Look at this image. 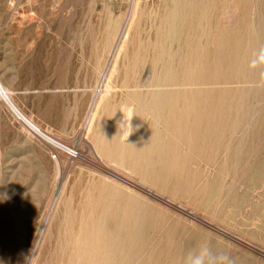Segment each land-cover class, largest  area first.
<instances>
[{"label":"rangeland","instance_id":"obj_1","mask_svg":"<svg viewBox=\"0 0 264 264\" xmlns=\"http://www.w3.org/2000/svg\"><path fill=\"white\" fill-rule=\"evenodd\" d=\"M132 2L0 0V87L81 155L0 99V264H264V0Z\"/></svg>","mask_w":264,"mask_h":264},{"label":"bare ground","instance_id":"obj_2","mask_svg":"<svg viewBox=\"0 0 264 264\" xmlns=\"http://www.w3.org/2000/svg\"><path fill=\"white\" fill-rule=\"evenodd\" d=\"M135 2V0H133V4H135L134 3ZM178 33V32H177ZM113 43H111V46L107 49V56H109V53L110 52H112V54H113V51H114V49L113 48H115V46H113L112 45ZM111 54V53H110ZM106 60V62H103L102 63V69L100 70V71H98V76H99V78H100V76L103 78L104 77V75H105V72L107 71V67L109 66V60H110V58L108 59V57L105 59ZM106 63V64H105ZM103 80V79H102ZM106 86L107 85H104V87H102V88H104V90L106 89ZM132 86V85H131ZM136 87V86H142V84L141 83H139V82H134L133 83V87ZM6 88V87H5ZM7 89V88H6ZM142 95H140V92H135V91H132V93H131V98L132 99H135V100H137V101H140V104L142 105V107L144 108V109H147V103H146V101L144 100V96L142 97V98H140ZM0 99L6 104V106L8 107V108H10V110H12V112H13V114L20 120V121H22L27 127H29V129H31V128H35L36 126L33 124V123H31L27 118H25L18 110H17V108L11 103V101H10V99H9V97L7 96V94H6V92H5V90L2 88V87H0ZM100 103V102H99ZM170 104V103H169ZM96 105V104H95ZM95 107V106H94ZM123 109V108H122ZM121 109V110H122ZM91 110V109H90ZM167 110V109H166ZM122 112V111H121ZM121 112H120V114H121ZM169 113V112H168ZM90 115H89V117H88V119L86 120L88 123L90 122V120H91V117H92V115H93V111L92 112H90L89 113ZM196 115V114H195ZM124 117L125 118H132V108H131V104L130 103H126L125 104V106H124V109H123V112H122V114H121V116H120V123L121 122H123V120H124ZM213 117V116H212ZM201 118V117H200ZM199 118V119H200ZM207 118V117H206ZM214 118H212V120H213ZM172 120H173V118H172ZM87 123V124H88ZM120 123H119V125H120ZM194 123V122H193ZM164 124V123H163ZM184 127H185V124H184ZM189 127V126H188ZM214 127V126H213ZM37 128V127H36ZM40 130V129H39ZM213 130V129H212ZM42 132V131H41ZM122 134V133H121ZM191 135H193V133L191 134ZM205 135H206V133H205ZM209 135V134H208ZM121 136H126V135H121ZM59 139V138H58ZM205 139V138H204ZM163 147V146H162ZM173 154V153H172ZM165 162V161H164ZM133 163V162H132ZM160 163V162H159ZM141 166V165H140ZM165 166V165H164ZM151 168H152V166H151ZM158 168V167H157ZM140 169H142V166L140 167ZM159 170V169H158ZM173 171V170H172ZM143 174V173H142ZM117 209V208H116ZM131 213V212H130ZM123 218V217H122ZM121 221V220H120ZM139 222V221H138ZM124 224V223H123ZM129 224V223H128ZM132 224V223H131ZM137 228V227H136ZM119 231V230H118ZM133 233V232H132ZM136 233V232H135ZM125 235H126V233H124ZM100 235V234H99ZM129 235H130V233H129ZM133 236V235H132ZM104 237V236H103ZM102 237V238H103ZM96 238V237H95ZM136 238V237H135ZM134 238V239H135ZM83 239H84V237H83ZM125 240V239H124ZM123 240V241H124ZM122 241V242H123ZM138 241H139V239H138ZM88 242V241H87ZM121 242V243H122ZM95 243V242H94ZM84 244H86V246H88L89 244L88 243H84ZM123 244H125V243H123ZM116 245V244H115ZM118 245V244H117ZM85 246V245H84ZM115 247V246H114ZM121 247H122V245H121ZM83 249V248H82ZM110 249V248H109ZM123 249V248H122ZM95 250H96V247H95ZM112 250V249H111ZM99 251V250H98ZM109 251V250H108ZM128 251H130V250H128ZM88 253H89V255L90 254H92V252L93 251H87ZM86 252V253H87ZM112 252V251H111ZM114 252V251H113ZM123 252H124V250H123ZM120 253V252H119ZM118 253V254H119ZM110 254V253H109ZM129 254V253H128ZM95 256H96V254H94ZM115 255V254H114ZM131 255V254H130ZM118 255H116V257L115 258H118L117 257ZM120 256V255H119ZM71 258V257H70ZM73 258V257H72ZM94 258V257H93ZM96 258V257H95ZM112 258V257H111ZM127 258H128V256H127ZM126 258V259H127ZM85 260V259H84ZM121 260V259H120ZM100 261V260H99ZM104 261H107V258H106V260H104ZM113 261V260H112ZM122 261V260H121ZM128 261H129V259H128ZM131 261V260H130ZM101 262H103V260L101 261ZM118 263H120V262H118ZM104 264V263H103ZM106 264V263H105ZM112 264V263H111Z\"/></svg>","mask_w":264,"mask_h":264},{"label":"built area","instance_id":"obj_3","mask_svg":"<svg viewBox=\"0 0 264 264\" xmlns=\"http://www.w3.org/2000/svg\"><path fill=\"white\" fill-rule=\"evenodd\" d=\"M45 145L52 160L62 158L68 166L75 165L81 158L79 151L54 136L41 132L38 128L30 129Z\"/></svg>","mask_w":264,"mask_h":264},{"label":"clouds","instance_id":"obj_4","mask_svg":"<svg viewBox=\"0 0 264 264\" xmlns=\"http://www.w3.org/2000/svg\"><path fill=\"white\" fill-rule=\"evenodd\" d=\"M131 120H132L131 118H125L124 117L123 122H121L119 125L120 132L123 135H126L128 137L133 133V129H134L132 126ZM205 261H206L205 254L201 253L199 256H197L192 261V264H205Z\"/></svg>","mask_w":264,"mask_h":264}]
</instances>
